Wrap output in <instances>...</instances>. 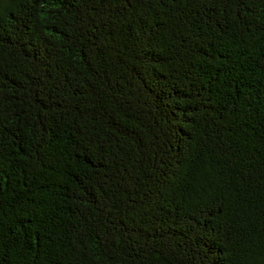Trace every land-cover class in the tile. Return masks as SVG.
Here are the masks:
<instances>
[{"label":"trees","instance_id":"1","mask_svg":"<svg viewBox=\"0 0 264 264\" xmlns=\"http://www.w3.org/2000/svg\"><path fill=\"white\" fill-rule=\"evenodd\" d=\"M0 264H264V0H0Z\"/></svg>","mask_w":264,"mask_h":264}]
</instances>
